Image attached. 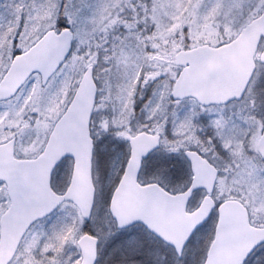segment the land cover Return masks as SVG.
<instances>
[{
	"label": "snow or ice",
	"instance_id": "1",
	"mask_svg": "<svg viewBox=\"0 0 264 264\" xmlns=\"http://www.w3.org/2000/svg\"><path fill=\"white\" fill-rule=\"evenodd\" d=\"M0 264H264V0H0Z\"/></svg>",
	"mask_w": 264,
	"mask_h": 264
}]
</instances>
